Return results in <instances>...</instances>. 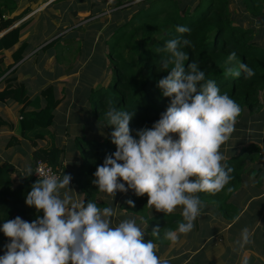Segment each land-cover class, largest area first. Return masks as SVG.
I'll list each match as a JSON object with an SVG mask.
<instances>
[{"label": "trees", "instance_id": "obj_1", "mask_svg": "<svg viewBox=\"0 0 264 264\" xmlns=\"http://www.w3.org/2000/svg\"><path fill=\"white\" fill-rule=\"evenodd\" d=\"M239 1L241 2L240 19L233 16L231 0H142L140 4H135L134 0H117L115 3V8L119 10L117 15L135 6L143 7L148 4L149 7L142 8L123 25L113 26L110 40L106 42L109 45L107 58L110 74L104 75L101 85L97 88L93 87L88 98L92 112L90 116L98 128L86 125L87 130L91 132L90 135H83L73 140V148L79 152V156L76 157L78 166L75 170V180L85 184V203L92 201L101 208L111 207L110 199L113 195L105 193L107 197L100 200L103 193L99 192L98 187L92 183L97 167L103 164L107 155L116 151V145L112 143L110 136L113 128L107 126L106 112L109 104L121 110L135 111L130 122L133 136L137 129L151 128L169 106L170 98L163 97L156 86L158 80L167 75L166 72L158 70L160 56L164 55L161 49L167 41L177 37L191 41V46H182L181 49L189 57L185 61V66L196 61L200 69L205 72L206 78L214 79L221 93H227L239 104L242 111L236 122L247 119L263 109L261 94L264 91V39L259 41L258 33L249 23L251 18H264V0ZM105 2L107 0H104ZM125 5L129 6L124 8ZM17 10L18 0H0V33L7 31L0 38V78L5 76L6 84V88L0 91V102L14 101L19 104L21 137L34 148L32 163H28L27 168L34 171L35 164L44 161L59 172L60 176L64 173L71 174L65 166V161L71 156L72 151L68 150L66 145L61 146L57 142L59 139L51 131L55 124L56 111L66 99L68 89L64 87L58 92L51 84L42 90L39 97L31 99L26 86L23 83L18 84L17 68L14 69L25 59L30 47L28 43L22 44L13 52L11 57L13 63L1 71L5 58L3 52L12 50L19 44L24 33L32 32L37 22L34 18L19 27H14L18 20L31 12L29 9L21 16L10 18ZM243 13L249 14L250 18L242 16ZM5 17L9 19L5 20ZM178 25L187 26L191 29L190 33H178L176 31ZM61 40L62 38L59 37L41 50L47 52ZM233 51L236 52L239 61L254 70L253 77L245 79L243 74L240 78L224 75V61ZM56 60L60 61V56H57ZM73 71L74 66L70 65L65 72L73 74ZM75 79L77 77H73L70 81ZM6 123L0 117V128L10 127ZM42 141H48V144L38 148V143ZM20 144L19 139L13 138L7 149ZM221 152L224 154L223 151ZM260 152V146L254 143L243 146L239 154L228 158L225 156L223 163L234 171L231 173L233 179L224 189L231 188L232 191L212 194V198L207 203L221 211L230 223L238 219L241 212L239 207L231 202L232 197L242 186L244 178H257L261 173V169L254 165L262 160ZM25 170H19L8 161L0 162V228L6 220L17 216L32 222L38 215H43L42 211L37 212L34 207H29L25 203L31 185L38 180L34 172L31 176H22L26 174ZM117 194L122 196L116 205L118 212L122 213L126 210L135 217H142L147 226L149 239L157 246L171 243L163 240V230L176 229L178 222L182 220L181 215H166L155 210L154 215L150 216V207L146 206L147 194L138 197L131 189L127 193L117 191ZM203 194L204 192L199 193V197H203ZM222 197L223 202L220 200ZM129 199L134 202L135 207L126 203ZM156 225L161 229L159 239L152 235V229ZM8 243L9 238L0 231V256L4 255L5 245Z\"/></svg>", "mask_w": 264, "mask_h": 264}, {"label": "clouds", "instance_id": "obj_2", "mask_svg": "<svg viewBox=\"0 0 264 264\" xmlns=\"http://www.w3.org/2000/svg\"><path fill=\"white\" fill-rule=\"evenodd\" d=\"M176 31L191 29L178 25ZM182 46H191V41L177 37L161 49L158 70L167 75L156 86L170 104L151 128L137 129L133 136L130 122L135 111L109 104L107 126L113 128L110 136L116 151L97 167L92 181L99 192L109 195L129 189L138 197L147 194L146 206L166 215L181 207L183 219L177 228L163 230V240L172 243L193 230L203 207L197 193L216 194L233 179L234 169L223 163L220 149L235 131L242 111L233 98L221 93L214 79L206 78L196 61L185 66L189 57ZM223 72L234 78L255 75L235 51L224 61ZM25 172L22 176L35 172L39 177L25 203L43 215L32 222L17 216L3 223L0 231L9 243L0 264H169L157 255V245L145 240V230L135 219L113 225L112 207L77 199L70 187L71 174H49L39 168ZM126 203L135 207L131 199ZM152 235L161 238L159 225ZM251 242L245 227L236 244L243 249Z\"/></svg>", "mask_w": 264, "mask_h": 264}, {"label": "rangeland", "instance_id": "obj_3", "mask_svg": "<svg viewBox=\"0 0 264 264\" xmlns=\"http://www.w3.org/2000/svg\"><path fill=\"white\" fill-rule=\"evenodd\" d=\"M89 0H68V2L61 1L58 2L55 6L50 7L48 10H45L44 13L38 15L37 23L34 28L36 33V43L32 41L33 38H30L34 48H38L35 52L31 51L26 54V60L28 63L24 65L19 70V77L27 76L28 78L24 80L28 86L33 85L34 87L28 91L29 96H35V88L44 89L49 86L48 83H53L50 81L57 80L60 76H63L62 69L66 71V68L70 65L74 66L73 74H70V78L67 77L68 74L65 72V77H61V80H71L73 77H77L72 82H76L73 85H78L77 88L70 90V102L76 103L77 107L74 108H82L79 112L84 113L83 116H73L72 122L76 124L79 120L84 121L87 116L92 115L91 112V104L89 101L87 102V97L93 87L97 88L98 85H101L104 75L108 76L110 74L109 70V60L107 58L109 52V45L106 44L110 39V35L113 33L114 25L117 26L123 25L125 22H128L131 17L135 14L139 13L142 8L149 7L148 4L141 6H135L131 9L128 8L126 12L122 14H116L119 10L115 8V3L117 0H107V3L104 4V15L97 21L96 19L92 22L88 21L91 15L82 14L77 15V9L80 10L85 9L88 6ZM196 5L198 4L195 3ZM129 5H125L124 8H127ZM241 2L238 0H231L230 7L232 9V13L234 14L236 19H240V8ZM122 9V8H121ZM247 14L248 12H244ZM242 14V16L248 17V15ZM76 14V16H74ZM250 18V17H248ZM251 25L259 35V41L264 39V18H251ZM105 26V32L101 36L95 37V33L97 30L103 31ZM99 27V28H98ZM109 30V31H107ZM54 36H56L54 38ZM61 37L62 40L59 44H56L54 48L45 52L41 50L43 45H47L53 40ZM72 40H75L73 42ZM90 44L92 46H90ZM39 45V46H38ZM97 46V47H96ZM95 48H98L95 49ZM33 51V50H32ZM126 52H131L130 50H126ZM60 56V61L57 62L56 57ZM3 78V77H2ZM59 79V80H60ZM55 81L63 82V81ZM78 82V83H77ZM51 85V84H50ZM60 89L57 87V91ZM69 95V94H68ZM261 102L264 105V91L261 94ZM89 104V105H88ZM90 121H93L92 116L89 117ZM76 122V123H75ZM94 123V121H93ZM94 125H97L94 123ZM258 144L259 146H264V106L263 109L259 112H256L254 115L248 117L247 119L238 120L235 122V131L232 133L230 139L221 146V151L224 152V156L228 158L231 155L239 154L240 150H242L243 146H248L250 144ZM3 150V149H1ZM18 148H12V152L10 150V156L17 161L23 163L25 165L26 157L24 151L19 152ZM5 156L8 155L6 151H4ZM4 154H2V157ZM17 161H13L18 163ZM10 162V161H9ZM12 164L14 165V163ZM32 163V161H30ZM249 162H247L248 164ZM252 165V164H250ZM257 166V163H254ZM17 168V167H16ZM23 170V169H22ZM247 179L246 184L250 181ZM121 182H123L121 180ZM77 184V185H76ZM127 186V185H126ZM85 184H81L79 182L74 183L72 185V189L76 192L74 195L77 199L83 201L84 198L80 197L82 194L84 195ZM252 191H256V188L250 186L249 193ZM222 194L228 193L227 189L221 191ZM109 195V194H108ZM199 196V193H197ZM227 195V194H226ZM104 198L107 195L103 196ZM122 196L119 194L118 198H112L111 204L118 202ZM203 203V207L201 208L200 215L194 221L193 230L187 235L181 234L179 241H177V245L174 243H169L166 246H161L162 248L168 249H176L179 245V242H183L186 247V251H194L199 249L206 241V239L212 236L216 229H220V225L225 223L227 218L223 216V213L217 210L216 207L207 203L208 200L212 198V194L204 193L203 197H199ZM223 202V197L220 199ZM150 216L154 215L155 209L149 208ZM181 207H177V209L171 214H179L181 215ZM257 215L256 207L251 210V213L248 218L245 217L244 220H241L237 226H235L231 231L227 233L230 243H236L240 238V233L246 225L253 219V217ZM182 217V215H181ZM124 219H135L137 224L144 229L146 226L142 217H135L132 214H129L126 210L120 213L118 212L114 217H112L113 225L117 224L119 221ZM183 219V217H182ZM182 221V220H181ZM226 232H223V236H225ZM146 238V235H145ZM217 238V242H219ZM215 240L209 242L208 245H205L201 253L192 264H229L231 259H234V255L231 253L230 248H228L225 253L222 254V250L218 252H213L211 250V245L217 243ZM227 244V240L221 245ZM237 245V244H236ZM158 247V246H157ZM174 250L171 254H174ZM195 256V255H194ZM182 257V255L180 256ZM182 262L186 261V257L183 256L180 259ZM171 264H175L172 262ZM188 264V263H187Z\"/></svg>", "mask_w": 264, "mask_h": 264}, {"label": "crops", "instance_id": "obj_4", "mask_svg": "<svg viewBox=\"0 0 264 264\" xmlns=\"http://www.w3.org/2000/svg\"><path fill=\"white\" fill-rule=\"evenodd\" d=\"M61 1H64V3L68 2V0H18V10L10 18L21 16L23 13L26 12V10L31 9V12L28 15H26L24 18L18 20L14 26V27H19L20 25H22L24 22H27L28 20H32L34 18H36L37 20L38 15L44 13L45 10H48L50 7L55 6L58 2H61ZM105 3H104V0H89L88 6L82 10L78 8L76 14L77 15L87 14L89 16L91 15V17L88 20L90 22L94 21L95 19L99 21V19H101V17L104 16L101 14L105 13L104 11H102V9H104L105 7L104 6ZM76 14H74V16H76ZM7 19L9 18L5 17V20ZM36 23L37 22H35L34 26H36ZM105 29H106L105 26L102 32L100 31V29H98L97 33H95V37L103 35L105 32ZM33 31L24 33V35L20 39L19 44H17L12 50L3 52L4 53L3 56L5 58H4V64L1 67V71H3L4 67H8L9 65L13 63V60L11 58L12 54L22 44L28 43L30 45L28 49V53L30 51L32 53L34 52V50L35 52L38 50L39 47L34 48V45L32 44V41H34V43H36L37 41L36 33ZM6 32L7 31H3L2 33H0V38ZM30 38H33L32 41H30ZM44 46L45 45H43V47ZM43 47H41V49ZM26 57L22 62L16 65L14 69L17 68L16 75L19 78L18 84L23 83L26 86L27 90L29 91L34 86L33 85L28 86L26 83H24V80L28 78L27 76L20 78L18 74L19 70L28 63V61L26 60ZM62 71L63 73L61 72V74H63V76H60L57 80H59L61 77L63 78L65 77V70L62 69ZM4 77L0 78V91H3L6 88ZM67 77L70 78V74H68ZM57 80L55 79L53 81H50L53 83H48V84L49 85L52 84L56 88L57 87L67 88L68 89L67 94L69 95H67L66 99L62 102L61 106L56 111V120H55V124L51 128V131L59 139L57 142H59L61 146L66 145L67 149L72 151L70 154L71 156H69L65 161V166L70 171L71 176L73 177L71 184H70V187H72L74 183H77L75 180V177H76L75 170L77 169V166H78V163H77L78 158L76 157L79 156L78 150L76 151V149L73 148V140L83 135H87V136L90 135L91 132L90 130H87L86 125L89 127L91 126V128H93L94 126L95 128H98V127L94 125L93 123L94 119L92 122L90 121V118H89L90 116H87L84 119V121L79 120L77 123L75 122L76 124H73L72 122L73 116L76 115L80 117L84 115V113L79 112V110L81 111L82 108L80 109L74 108V107H77L76 103L70 102L69 100L70 95H71L70 90L77 88L78 85L76 84L73 85L76 82H72L70 80L66 82L64 79L59 80L63 82L54 83ZM42 90L43 89L41 88H35V92H36L35 96H30L31 99L39 97ZM88 98L89 97H87V102H88ZM19 110H20L19 104H17L14 101H9L8 103L0 102V117L3 118L7 122L6 124L10 125V127L2 126L0 128V162L10 161L9 163H12L13 161H17V159H14L9 154H10V150L12 152V148H18L20 150L19 152H22V151L26 152L25 153L26 162H25V165H24V162L21 163L19 161H17L18 163H15V162L13 163L15 167H17L19 170H22V169L25 170L28 166V163L32 161L31 156H32V152L34 151V148L30 143L23 140L21 137V131H20V128H21L20 119L21 118L19 115L20 114ZM97 134L99 133L97 132ZM13 138L19 139L21 141V144L14 146L10 149H7L8 148L7 146L9 145V143L12 141ZM47 144H48V141L39 142L38 148L45 147ZM260 149H261L260 153L262 156V160L258 162L256 166L258 169H261V173L259 177L244 178L242 182V186L234 194V196L231 199V202L235 204L236 206H238L239 209L241 210L238 219H236L235 221L231 223L226 221L225 223L221 224L220 229H216L214 234L208 237L205 243L197 250H194L191 252L186 251L185 250L186 245L183 242H179L178 244L179 246L176 249H172V250L168 248L164 249L161 246H158L157 247L158 256L168 259L169 264H171L172 262H175V264H187V263L192 264L193 262H195L193 260H195L198 257L196 256V254L199 255L201 253L202 248L205 245H208L209 242H211L212 240L216 241L217 238H219L218 239L219 242L216 241L217 243L211 245V250L213 252H218L222 250V254H223L228 248H230L231 253L234 255L233 257L234 259H231L229 257V260L231 261L229 264H264V146H260ZM4 151H6L7 153L9 152L8 155L5 156ZM2 154H4L3 157H2ZM247 179H249L248 181H250L248 184H246ZM250 186L255 187L256 191H252V193H249ZM103 196H105V193H103L99 199L103 200L104 199ZM118 196L119 194L116 193L115 195L111 197V199L113 197L118 198ZM80 197L84 198V195L82 194ZM117 203L118 202L114 203L113 205L111 204V207L114 209L116 214L118 213L116 209ZM255 207L257 210V215H255L253 219L249 222V224L246 225V227L249 228L250 230V239L252 242L246 245L243 249H240L239 246L236 245V243L228 244L229 238L227 236V233L231 231L235 226H237V224L241 220H244L245 217L248 218L251 213V210H253ZM146 229H147V226L144 227L145 235H146L145 240H149V235L146 232ZM223 232H226L225 236H223ZM179 239L181 240V238ZM225 239L227 240V244L221 245L225 242ZM234 240H238V239H234ZM176 243L177 242H175L174 244L177 245ZM173 250L175 252L174 254H171ZM181 255L182 257L183 256L186 257L185 262H182L180 260L182 258L180 257ZM198 264H201V263H198Z\"/></svg>", "mask_w": 264, "mask_h": 264}, {"label": "built area", "instance_id": "obj_5", "mask_svg": "<svg viewBox=\"0 0 264 264\" xmlns=\"http://www.w3.org/2000/svg\"><path fill=\"white\" fill-rule=\"evenodd\" d=\"M39 168L40 170L47 172L49 174H56V175H61L59 172H57L55 169H53L51 166H49L46 162L44 161H38L35 164L34 171ZM34 175L37 179H39L38 175L34 172Z\"/></svg>", "mask_w": 264, "mask_h": 264}]
</instances>
